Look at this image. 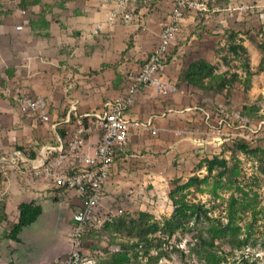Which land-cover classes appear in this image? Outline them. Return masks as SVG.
<instances>
[{"label":"rangeland","instance_id":"rangeland-1","mask_svg":"<svg viewBox=\"0 0 264 264\" xmlns=\"http://www.w3.org/2000/svg\"><path fill=\"white\" fill-rule=\"evenodd\" d=\"M6 1L0 0V14L42 0H11L9 6ZM154 1L128 3L137 14L143 4L151 12ZM199 1L203 9L185 15L170 48L168 65L177 78L172 84L177 92L196 90L207 97V109L213 112L218 107L236 110L248 124L257 125L264 121V0ZM167 3L159 8L162 15ZM28 24L35 32L41 23ZM126 88L127 79L120 96ZM20 95L11 96V105L27 121V129L1 139L9 141L11 151L35 159L47 144L57 145V139L50 129L43 133L41 121L20 112ZM72 120L57 130L65 141L73 134ZM90 135L98 134H84V140ZM9 152L0 150V156L9 157ZM179 161L175 170H157L148 182L131 186L124 181L126 188L120 187L116 199H106L99 212L103 223L84 236L87 264H264V137L250 145L206 142ZM183 211L193 214L188 222L179 218ZM176 219L184 225L164 236L165 225ZM163 236L159 248L150 245Z\"/></svg>","mask_w":264,"mask_h":264},{"label":"crops","instance_id":"crops-1","mask_svg":"<svg viewBox=\"0 0 264 264\" xmlns=\"http://www.w3.org/2000/svg\"><path fill=\"white\" fill-rule=\"evenodd\" d=\"M170 1H154L151 12L145 4L137 6L138 27L110 26L107 17L114 4L109 0H69L65 4L42 0L0 14V150H10L9 157L0 156V204L4 213L0 220V264H63L70 251L72 216L81 202L76 191H61L42 175L34 174L24 162L30 158L11 151L9 141L1 139L6 133L21 134V128L27 129V121L14 112L11 96L45 98L50 111L48 120L42 122L43 133L50 129L56 137L57 130L67 128L63 122L67 115L73 119L74 128L77 116L96 111L123 93L128 74L140 69L158 43ZM11 2L4 4L9 6ZM166 3L169 9L162 15L159 8ZM31 21L41 23L35 32L28 24ZM170 70L168 65L165 77L175 84L177 78ZM208 100L196 90L188 93L184 89L169 96L148 87L137 92L126 115L140 121L153 117L152 126L131 130L127 143L115 149L114 171L105 188L102 210L106 199H116L120 187L126 188L121 185L124 181L131 186L148 182L157 170H175L189 150L201 149L206 142L214 144L207 137L176 132L184 127H201L200 109L211 111L207 109ZM72 105L74 110L70 111ZM186 108L197 109L166 113L168 109ZM52 125H56V132ZM97 140L98 135L84 140L89 153L94 152ZM21 203L37 205L41 213L22 228L18 240H12L8 238L9 224L18 221Z\"/></svg>","mask_w":264,"mask_h":264},{"label":"built area","instance_id":"built-area-1","mask_svg":"<svg viewBox=\"0 0 264 264\" xmlns=\"http://www.w3.org/2000/svg\"><path fill=\"white\" fill-rule=\"evenodd\" d=\"M199 0H171V7L162 25L158 43L149 53L146 61L136 72L127 76V88L122 96L104 102L95 112L76 117L72 136L63 141L56 135L58 145L41 149L35 159L24 160L36 175H42L55 187L76 191L81 199L73 213V227L68 240L70 251L63 264H87L83 256L85 234L100 226L103 218L100 206L105 199V188L114 171L115 149L124 146L131 130L151 129L152 118L146 121L132 119L126 115L134 103L137 92L144 87L156 91L161 96L177 93L175 85L167 81L165 74L169 64L170 48L180 30L187 13L202 10ZM110 26L140 25V17L131 9L128 0H117L107 17ZM21 113L35 117L41 122L48 120V103L42 96L22 95L18 98ZM197 108L183 110L168 109L166 113H182ZM74 110V105L70 111ZM202 112L201 127H184L178 134H193L210 138L217 145L224 141H240L253 144L264 137V121L257 125L247 122V117L236 110L218 107L215 111ZM86 120V124L85 121ZM71 117L63 120L69 124ZM86 125V126H85ZM56 132V125L51 126ZM95 132L98 140L91 154L85 148L84 134ZM14 164V160L10 159Z\"/></svg>","mask_w":264,"mask_h":264},{"label":"trees","instance_id":"trees-1","mask_svg":"<svg viewBox=\"0 0 264 264\" xmlns=\"http://www.w3.org/2000/svg\"><path fill=\"white\" fill-rule=\"evenodd\" d=\"M235 142L242 144V145H250V144H245V143L240 142V141H235ZM30 159H34V157H32ZM18 210H19L18 221L14 224H12V223L9 224L10 232H9L8 238L12 239V240H18L17 235L21 232L22 228L33 223L41 213V208L37 205L32 204V203H29V204L21 203L18 206ZM198 210L201 211V209H198ZM192 215H193L192 212L183 211L179 214V216H180L179 218L181 220H183L184 222H188V220L190 219V217ZM197 215H199V213L195 214V216H197ZM204 216L207 219H209L205 213H204ZM3 218H4L3 205L0 204V220H2ZM181 224L182 223L177 219L173 220V221H169L165 225V228L163 230L164 236H171L173 234V232L178 227L181 226ZM182 225H184V224H182ZM196 234L199 237L198 230H196ZM164 236L162 238L155 239V243L150 242V245L152 246V244H154L155 249L159 248L162 245L163 239L165 238ZM242 242L245 243L246 239L243 240ZM83 256H84V254H83ZM245 264H247V263H245Z\"/></svg>","mask_w":264,"mask_h":264}]
</instances>
